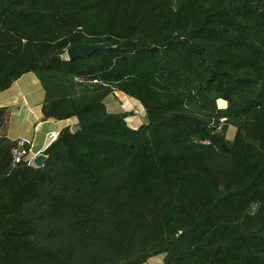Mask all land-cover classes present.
Segmentation results:
<instances>
[{
	"label": "trees",
	"instance_id": "16d2710c",
	"mask_svg": "<svg viewBox=\"0 0 264 264\" xmlns=\"http://www.w3.org/2000/svg\"><path fill=\"white\" fill-rule=\"evenodd\" d=\"M30 71L76 122L14 163L0 108V264H264V0H0V91Z\"/></svg>",
	"mask_w": 264,
	"mask_h": 264
},
{
	"label": "crops",
	"instance_id": "0c3cea01",
	"mask_svg": "<svg viewBox=\"0 0 264 264\" xmlns=\"http://www.w3.org/2000/svg\"><path fill=\"white\" fill-rule=\"evenodd\" d=\"M113 95H109L106 99H111ZM44 97V88L39 78L31 71L24 73L16 79L9 88L0 91V108L6 107L8 110L7 137L11 140L27 139L31 154L34 157L39 153H44L46 148L51 144L50 133L54 131L59 133L63 127L73 125L76 122L75 118L60 120L54 118L43 119L42 108ZM219 104L220 106H224L226 102L220 99ZM136 123L137 126L141 124L139 121H136ZM231 127L233 126L229 127L228 132L232 131L234 136L235 128L231 129Z\"/></svg>",
	"mask_w": 264,
	"mask_h": 264
},
{
	"label": "rangeland",
	"instance_id": "374dc122",
	"mask_svg": "<svg viewBox=\"0 0 264 264\" xmlns=\"http://www.w3.org/2000/svg\"><path fill=\"white\" fill-rule=\"evenodd\" d=\"M114 95L108 99H105L106 105L108 110L113 112H119V111H131L134 113V115H131L127 122L131 126H137L136 121H139V123H142L145 119L144 117V108L142 104L127 96L121 91H117L116 93H113ZM231 129H234V127H231ZM228 137L233 136V132H228ZM164 255L159 254L151 257L145 264H165L163 260Z\"/></svg>",
	"mask_w": 264,
	"mask_h": 264
},
{
	"label": "water",
	"instance_id": "95a60500",
	"mask_svg": "<svg viewBox=\"0 0 264 264\" xmlns=\"http://www.w3.org/2000/svg\"><path fill=\"white\" fill-rule=\"evenodd\" d=\"M107 47H111L110 42H101V43L77 42L67 48L66 54L69 59H75L84 56H89L93 54L96 50L105 49ZM79 128H80L79 125H74L73 131H77ZM46 159H47V155L45 153H39L34 157L33 164L36 166H41L45 163Z\"/></svg>",
	"mask_w": 264,
	"mask_h": 264
},
{
	"label": "built area",
	"instance_id": "2783aa9c",
	"mask_svg": "<svg viewBox=\"0 0 264 264\" xmlns=\"http://www.w3.org/2000/svg\"><path fill=\"white\" fill-rule=\"evenodd\" d=\"M58 136V132L50 133V140H55ZM12 161L14 163L21 162L23 160H28L33 163L34 155L31 154V149L28 146V140L20 138L16 140L15 145L11 149Z\"/></svg>",
	"mask_w": 264,
	"mask_h": 264
}]
</instances>
